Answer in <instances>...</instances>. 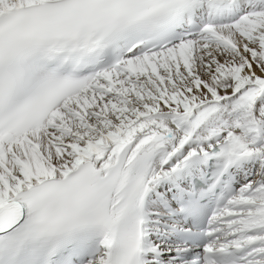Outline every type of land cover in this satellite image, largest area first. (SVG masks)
Returning a JSON list of instances; mask_svg holds the SVG:
<instances>
[{
  "label": "snow or ice",
  "instance_id": "obj_1",
  "mask_svg": "<svg viewBox=\"0 0 264 264\" xmlns=\"http://www.w3.org/2000/svg\"><path fill=\"white\" fill-rule=\"evenodd\" d=\"M0 264H264V0H0Z\"/></svg>",
  "mask_w": 264,
  "mask_h": 264
}]
</instances>
